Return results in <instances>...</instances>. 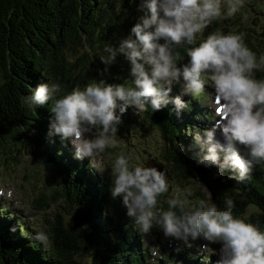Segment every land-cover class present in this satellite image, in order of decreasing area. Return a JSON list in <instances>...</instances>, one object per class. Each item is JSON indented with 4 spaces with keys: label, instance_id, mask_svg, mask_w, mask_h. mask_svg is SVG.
<instances>
[{
    "label": "clouds",
    "instance_id": "obj_1",
    "mask_svg": "<svg viewBox=\"0 0 264 264\" xmlns=\"http://www.w3.org/2000/svg\"><path fill=\"white\" fill-rule=\"evenodd\" d=\"M131 2L138 13L135 23L127 35L105 43L99 55L104 74L122 56L130 83L101 76L64 91L47 79L30 87L22 103L29 109L50 104L47 136L67 141L74 158L91 163L117 143L127 109L155 112L171 102L179 113L190 106L184 97L198 98L214 121L210 128L188 130L199 149L198 163L216 168V177L228 172L229 179L250 181L255 168L264 166V78L255 77L264 70V53L249 48L243 33L216 30L198 36L213 22L235 16L245 0ZM181 48L187 58L178 64ZM174 87L179 94L170 97ZM146 162L119 153L108 171L110 196L121 200L136 231L155 228L182 246L198 244L202 264H264V228L234 215L232 198L225 196L222 207L207 193L190 199L191 190L173 187L166 168ZM7 195L10 199V190ZM32 238L45 249L51 246L46 231H35Z\"/></svg>",
    "mask_w": 264,
    "mask_h": 264
},
{
    "label": "trees",
    "instance_id": "obj_2",
    "mask_svg": "<svg viewBox=\"0 0 264 264\" xmlns=\"http://www.w3.org/2000/svg\"><path fill=\"white\" fill-rule=\"evenodd\" d=\"M259 8L263 11L264 3ZM137 15L131 0H0V156L6 157L7 149L25 136L44 155L45 168L61 180L66 200L76 206L67 221L56 213L50 228L51 249L28 235L30 228L8 210L12 208L0 206V220L4 221L0 222V264H84L75 257L80 253L90 254V264H201L191 261L193 255L186 249L163 252L156 263H149L150 252L142 248L141 233L132 229L123 204L120 202L116 224L108 214L110 177L95 172L87 159L74 158L66 141L47 136L50 104L29 109L22 103L30 87L47 79L60 83L64 91L101 76H107L109 82L130 83L122 56L104 74L99 55L105 43H115L128 34ZM223 24L219 31L228 32L231 27L242 31V24L234 21ZM250 30L244 35L246 44L250 37L255 38ZM247 45L260 52L255 44ZM178 51L179 64L187 57L185 49ZM255 77L264 78V70L255 72ZM173 95L174 91L170 97ZM199 100L191 98L193 103L179 113L171 102L155 112L145 110L170 143L164 158L167 172L186 182H199L218 206H223L225 196L232 198L234 215L264 228V166L255 168L250 181L229 179L228 172L216 177V168L198 163L199 149L192 135L183 139L196 127L191 121L200 108ZM130 115L129 108L122 116L127 129L133 122ZM174 139L178 142L175 152L171 149ZM43 200L44 207H49ZM249 206L254 207L251 212Z\"/></svg>",
    "mask_w": 264,
    "mask_h": 264
},
{
    "label": "rangeland",
    "instance_id": "obj_3",
    "mask_svg": "<svg viewBox=\"0 0 264 264\" xmlns=\"http://www.w3.org/2000/svg\"><path fill=\"white\" fill-rule=\"evenodd\" d=\"M246 1L247 0H245V2ZM245 2V8H242L235 16L216 23L213 22L203 33L198 34V36L206 35L209 31L219 30L220 28H218V26H221L224 22L234 21L237 24H242L240 26L242 29L240 33H243L244 35L247 34V29H252L249 33L255 38L250 37L247 44H255L257 48H260L259 53L255 52L258 56L261 53H264V43H262L264 37H262L260 33L263 32L264 17L261 18L260 21L255 20V12L253 10H248ZM234 29V27H231V31H227L237 32V30ZM255 39L259 41H256ZM173 91L174 95L172 97L179 94L178 87H174ZM184 99L192 102L189 97H184ZM200 101L201 104L199 103L198 106L200 108L199 110L196 109L197 115L191 122L201 129L205 126L211 127L214 122L210 119L211 115H209V117L206 112L209 110L212 112V110L202 100ZM201 105H203L205 109H202ZM130 116L133 118V122L128 125L129 129H127V125L121 123L119 131L114 137L117 143L114 146L107 147L104 152L101 153L99 157L93 159L91 163L87 159V163L95 172L109 177L108 171L110 165L119 153H123L133 158L140 157L142 161H147L146 164L153 161L165 167L166 160L164 158L167 154L170 143L167 144L164 140L162 130L152 122L151 116L146 114L145 111L137 114L131 109ZM181 121L182 123L185 122L184 119ZM189 136L190 134H186L183 139L186 140ZM26 139L25 136H21L11 148L7 149L6 157L5 155L0 156V190H3L4 193V196L0 198V201L4 202L6 205H10V200L13 202L11 205L13 208L7 209L10 210L11 213L16 212L19 221L25 223L30 228L28 235L33 236L35 231H46L51 240L50 228L56 217V213L60 212L63 219L67 221L76 206L66 200L59 177L54 172L45 168L44 155L30 142H27ZM183 139L180 141H183ZM173 144L174 146H171V149L175 152L176 145H178L176 139H174ZM168 175L172 181L173 187H188L191 190L192 195L190 199L203 198L205 193H207L206 188L197 181L192 180L186 182L183 179H178L172 176V174L170 175L168 173ZM9 190L12 193L10 199L7 195ZM43 199H46V201L50 203L49 207H44L45 202H43ZM110 201L108 214H110L113 224H116L121 200L119 198H111ZM3 205V203L0 204V206ZM7 209L4 208L3 211L7 212ZM253 209V206H249L248 212H251ZM0 222L4 223L3 220H0ZM132 229L135 230L133 226ZM19 232L22 234L21 229H19ZM140 240L142 242V248L150 252L148 258L149 263L157 262L159 252L171 254L174 252V249L181 251L186 248V250L191 251L193 255L191 261H196L202 264L204 254L199 250L198 244L192 248H188L182 246L180 242L179 245H177L175 241L172 240L173 244L171 245V240L164 238L162 232L155 228L149 233H141ZM51 246L47 249H51ZM214 247H218V245ZM75 257L84 264H90L91 262V256L89 253L76 254ZM215 259L216 257L213 256L212 260L215 261ZM186 261H190V259L185 260V262Z\"/></svg>",
    "mask_w": 264,
    "mask_h": 264
},
{
    "label": "flooded vegetation",
    "instance_id": "obj_4",
    "mask_svg": "<svg viewBox=\"0 0 264 264\" xmlns=\"http://www.w3.org/2000/svg\"><path fill=\"white\" fill-rule=\"evenodd\" d=\"M263 3H264V0H247L245 2L246 6L248 7V10H253L255 12V16H254L255 20L260 21V19L264 17V10L263 11L259 10L260 5ZM260 33H261V36L264 37V28H263V32H260ZM262 43H264V40H262Z\"/></svg>",
    "mask_w": 264,
    "mask_h": 264
},
{
    "label": "water",
    "instance_id": "obj_5",
    "mask_svg": "<svg viewBox=\"0 0 264 264\" xmlns=\"http://www.w3.org/2000/svg\"><path fill=\"white\" fill-rule=\"evenodd\" d=\"M147 166H156V167H158L159 169H163V168H165L163 165L158 164V163H155V162H153V161L148 162V163H147ZM167 173H168V172H167ZM168 177H169V175H168Z\"/></svg>",
    "mask_w": 264,
    "mask_h": 264
},
{
    "label": "bare ground",
    "instance_id": "obj_6",
    "mask_svg": "<svg viewBox=\"0 0 264 264\" xmlns=\"http://www.w3.org/2000/svg\"><path fill=\"white\" fill-rule=\"evenodd\" d=\"M199 103L201 104V101H200V100H199ZM198 106H199V105H198ZM201 106H202V109H205L203 105H201ZM192 108H193V107H192ZM201 113H202V112H201ZM206 113H209V115H211L210 110L207 111ZM207 115H208V114H207ZM209 115H208V116H209ZM209 117H210V116H209ZM210 119H211V117H210ZM53 139H54V138H53ZM49 140H50V139H49ZM34 153H35V152H34Z\"/></svg>",
    "mask_w": 264,
    "mask_h": 264
}]
</instances>
